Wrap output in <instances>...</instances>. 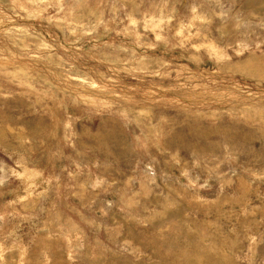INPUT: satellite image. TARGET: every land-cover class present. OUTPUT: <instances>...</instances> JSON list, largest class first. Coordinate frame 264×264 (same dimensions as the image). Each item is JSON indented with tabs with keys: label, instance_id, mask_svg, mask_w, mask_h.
<instances>
[{
	"label": "rangeland",
	"instance_id": "obj_1",
	"mask_svg": "<svg viewBox=\"0 0 264 264\" xmlns=\"http://www.w3.org/2000/svg\"><path fill=\"white\" fill-rule=\"evenodd\" d=\"M0 264H264V0H0Z\"/></svg>",
	"mask_w": 264,
	"mask_h": 264
}]
</instances>
